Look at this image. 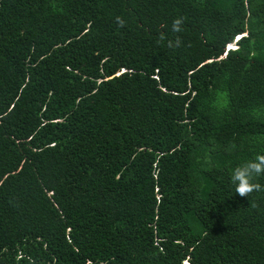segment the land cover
Masks as SVG:
<instances>
[{
	"label": "trees",
	"instance_id": "16d2710c",
	"mask_svg": "<svg viewBox=\"0 0 264 264\" xmlns=\"http://www.w3.org/2000/svg\"><path fill=\"white\" fill-rule=\"evenodd\" d=\"M259 154L264 0H0V264H264Z\"/></svg>",
	"mask_w": 264,
	"mask_h": 264
},
{
	"label": "clouds",
	"instance_id": "9594fccd",
	"mask_svg": "<svg viewBox=\"0 0 264 264\" xmlns=\"http://www.w3.org/2000/svg\"><path fill=\"white\" fill-rule=\"evenodd\" d=\"M185 17H177L172 22V31L174 33H181L183 31V23ZM116 23L119 27L123 28L127 21L122 17H116ZM165 39L164 35L161 34L159 37L160 41ZM240 39V36L235 38V42ZM182 40L180 36H176L175 40H168L167 46L170 48L180 47ZM233 45H227L226 51L234 49ZM229 47V48H228ZM264 176V154L256 155L253 159L246 161L245 163L236 166L231 173V182L235 186V192L240 197H249L253 192L264 191V185H261L257 181V178Z\"/></svg>",
	"mask_w": 264,
	"mask_h": 264
},
{
	"label": "bare ground",
	"instance_id": "6f19581e",
	"mask_svg": "<svg viewBox=\"0 0 264 264\" xmlns=\"http://www.w3.org/2000/svg\"><path fill=\"white\" fill-rule=\"evenodd\" d=\"M230 45H233V44H230ZM233 47V46H232Z\"/></svg>",
	"mask_w": 264,
	"mask_h": 264
},
{
	"label": "rangeland",
	"instance_id": "374dc122",
	"mask_svg": "<svg viewBox=\"0 0 264 264\" xmlns=\"http://www.w3.org/2000/svg\"><path fill=\"white\" fill-rule=\"evenodd\" d=\"M229 48V47H228Z\"/></svg>",
	"mask_w": 264,
	"mask_h": 264
}]
</instances>
